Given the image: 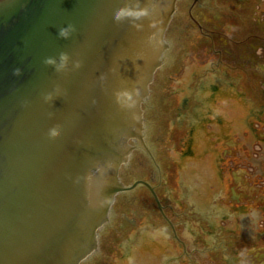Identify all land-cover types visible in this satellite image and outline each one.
<instances>
[{"label": "water", "instance_id": "obj_1", "mask_svg": "<svg viewBox=\"0 0 264 264\" xmlns=\"http://www.w3.org/2000/svg\"><path fill=\"white\" fill-rule=\"evenodd\" d=\"M174 4L0 0V264H80L96 251ZM120 9L132 14L115 19Z\"/></svg>", "mask_w": 264, "mask_h": 264}, {"label": "flooded vegetation", "instance_id": "obj_2", "mask_svg": "<svg viewBox=\"0 0 264 264\" xmlns=\"http://www.w3.org/2000/svg\"><path fill=\"white\" fill-rule=\"evenodd\" d=\"M163 40L80 264H264V0H176Z\"/></svg>", "mask_w": 264, "mask_h": 264}, {"label": "clouds", "instance_id": "obj_3", "mask_svg": "<svg viewBox=\"0 0 264 264\" xmlns=\"http://www.w3.org/2000/svg\"><path fill=\"white\" fill-rule=\"evenodd\" d=\"M122 13H124V14H126V15H128V14H132V13H130L128 10H127V12H125L124 9H120V10H118L117 12L114 13V18H115V19H120L121 16H122V15H121ZM140 14H143V10H141V11L138 12V13H136V15H140ZM70 28H71V26H68V28H61L59 34H60L62 37L67 38V36L70 34V32H69V29H70ZM60 59H61V64H60V66L63 67L64 63L67 61V56H66V54H63V53H62ZM47 62H48V63H54V61H53L52 59H49ZM50 131L54 132V130H50Z\"/></svg>", "mask_w": 264, "mask_h": 264}]
</instances>
